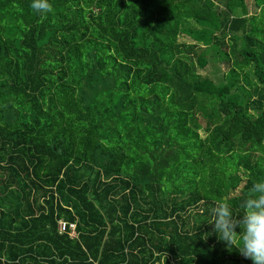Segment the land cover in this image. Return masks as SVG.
<instances>
[{
    "label": "trees",
    "instance_id": "obj_1",
    "mask_svg": "<svg viewBox=\"0 0 264 264\" xmlns=\"http://www.w3.org/2000/svg\"><path fill=\"white\" fill-rule=\"evenodd\" d=\"M30 4L0 0V264H252L210 223L264 178V19L245 0Z\"/></svg>",
    "mask_w": 264,
    "mask_h": 264
},
{
    "label": "clouds",
    "instance_id": "obj_2",
    "mask_svg": "<svg viewBox=\"0 0 264 264\" xmlns=\"http://www.w3.org/2000/svg\"><path fill=\"white\" fill-rule=\"evenodd\" d=\"M30 7L40 15L51 12L50 0H31ZM210 224L229 249H236L252 264H264V178L250 186L239 205L230 204L226 197L217 202Z\"/></svg>",
    "mask_w": 264,
    "mask_h": 264
},
{
    "label": "rangeland",
    "instance_id": "obj_3",
    "mask_svg": "<svg viewBox=\"0 0 264 264\" xmlns=\"http://www.w3.org/2000/svg\"><path fill=\"white\" fill-rule=\"evenodd\" d=\"M245 3H246V7H247V12L249 13V15L257 14V21L262 24L263 23L262 20L264 19V12H262V10H261L260 12H262V13H259V8L254 5L253 0H245ZM187 24L188 25L185 26L186 28H188L190 26L196 27L193 22H190ZM260 27L263 28L262 25ZM178 38H179V41H182V42L190 43L192 41V39L185 33H181ZM197 71L200 75H202L204 77H208V78L214 80V82H219L222 80V75L224 74L225 70H224V66L222 63H219L215 60H211L206 67H204L203 69H198ZM200 134L201 135L203 134V132L201 130H200ZM240 173H241V171H240ZM242 184L243 183H241V185ZM239 189H240V187H238L235 191H233L231 196L232 195H238Z\"/></svg>",
    "mask_w": 264,
    "mask_h": 264
},
{
    "label": "built area",
    "instance_id": "obj_4",
    "mask_svg": "<svg viewBox=\"0 0 264 264\" xmlns=\"http://www.w3.org/2000/svg\"><path fill=\"white\" fill-rule=\"evenodd\" d=\"M57 230L58 232H65V231H69L71 236H75V224L74 223H68L66 221L63 220H59L58 221V225H57Z\"/></svg>",
    "mask_w": 264,
    "mask_h": 264
},
{
    "label": "water",
    "instance_id": "obj_5",
    "mask_svg": "<svg viewBox=\"0 0 264 264\" xmlns=\"http://www.w3.org/2000/svg\"><path fill=\"white\" fill-rule=\"evenodd\" d=\"M225 198V197H224Z\"/></svg>",
    "mask_w": 264,
    "mask_h": 264
}]
</instances>
